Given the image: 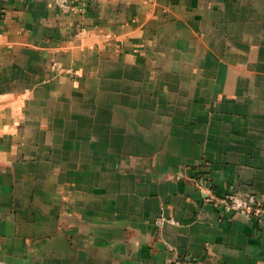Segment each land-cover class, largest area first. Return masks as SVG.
Wrapping results in <instances>:
<instances>
[{"label": "crops", "instance_id": "1", "mask_svg": "<svg viewBox=\"0 0 264 264\" xmlns=\"http://www.w3.org/2000/svg\"><path fill=\"white\" fill-rule=\"evenodd\" d=\"M0 0V264H264V0Z\"/></svg>", "mask_w": 264, "mask_h": 264}, {"label": "built area", "instance_id": "2", "mask_svg": "<svg viewBox=\"0 0 264 264\" xmlns=\"http://www.w3.org/2000/svg\"><path fill=\"white\" fill-rule=\"evenodd\" d=\"M52 5L61 12L81 13L83 9L75 5L72 0H50ZM204 193V201L220 208L224 213L237 214L244 217L264 218V202L258 201L254 195L241 196L226 194L214 197L209 183L205 180L199 184ZM174 264H199V261L189 255L175 259Z\"/></svg>", "mask_w": 264, "mask_h": 264}]
</instances>
